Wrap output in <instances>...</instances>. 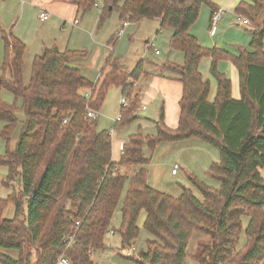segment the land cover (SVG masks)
I'll return each mask as SVG.
<instances>
[{
  "label": "trees",
  "instance_id": "obj_1",
  "mask_svg": "<svg viewBox=\"0 0 264 264\" xmlns=\"http://www.w3.org/2000/svg\"><path fill=\"white\" fill-rule=\"evenodd\" d=\"M71 1L83 17L97 7L96 0ZM203 6L213 14L219 9L214 0H104L99 26L113 12L122 23L159 19L161 31H174L170 51L185 58L183 65L161 66L178 74L184 87L177 128L170 129L162 114L157 134L132 135L117 164L113 137L99 131V121L89 119L87 112L99 114L109 89L118 87L129 105L121 107V120L113 129L131 125L139 107L134 83L149 76L147 61L127 73L111 57L100 79L92 82L74 65L84 52L55 48L34 58L25 85L26 45L11 31L2 33L0 92L22 101L25 123L13 149L0 154V167L8 171L3 184L12 189L7 198H0L1 264H58L63 254L72 264H95L93 253L106 249L112 231L122 238L123 249L132 248L141 235L142 212L147 213L143 230L152 238L139 257L130 258L137 264H186L195 233L210 237L193 256L197 264H264V0L242 2L235 9L255 26L250 45L237 55L203 47L191 34ZM204 58L211 59L210 72L218 86L214 102L209 101L210 82L199 70ZM221 61L238 71L239 99L233 98L231 80L218 71ZM17 113L0 93V121L5 124L1 137L8 147L19 123ZM194 139L219 151L220 162L207 172L218 187L187 175L202 200L183 186L179 198L153 189L149 166L158 147ZM123 168L134 171L133 176ZM15 183L20 184L18 190ZM10 206L12 220L4 217ZM118 211L120 225L115 227ZM71 236L73 245L67 240Z\"/></svg>",
  "mask_w": 264,
  "mask_h": 264
},
{
  "label": "crops",
  "instance_id": "obj_2",
  "mask_svg": "<svg viewBox=\"0 0 264 264\" xmlns=\"http://www.w3.org/2000/svg\"><path fill=\"white\" fill-rule=\"evenodd\" d=\"M242 2H248L251 4L253 0H214L216 7L223 8L226 12L223 20L218 25L221 27L227 26L229 29L233 26H237L238 28L243 27L238 24L237 15L235 14L236 7ZM209 12V14H206L205 21L203 18H201L202 20H200L191 29V34L198 40V42H200L203 47L207 48H210L213 45V42H211L208 36L205 35V30L208 28L207 25L210 27L211 18L213 15V12H211L210 9ZM43 13L49 15L50 19L48 21L41 20L40 16ZM100 18V13H98V16H95L93 11L85 14L84 17L79 16L78 9L71 0H0V69L3 65L2 62L4 58L2 33H10V31L26 45L27 50L24 57V63H26L27 59H31L33 61L36 56H39L47 50H52L55 48L61 52L70 50L84 52L85 56L75 60L74 65L81 70L83 76L87 77L92 82H97L100 79L101 71L106 66L108 59L111 57L112 59L120 60L119 63L121 69L127 73L133 71L138 63L146 60V70L149 76L140 79V81L137 82V87H135L139 98V107L137 110L142 111L144 108H146L144 110L146 111L149 109L148 105L153 106L154 110L151 114L152 118L148 119V121L153 124L156 131L157 125L161 122L162 114L164 115L163 118L166 125L170 129L175 130L180 121V100L183 96L184 87H182V83L178 79V74L170 73L169 71L164 70L161 66L164 64L174 63L177 65H183L185 59L183 58V55L176 52H169V55L166 57V59H159L158 57L162 55L161 51L152 48L149 50L153 51L152 56L158 61L144 58L138 62L136 58L135 60H137V63L134 61L135 63L133 62L128 66L126 60L114 57L115 52L112 51L117 46V40L122 38L118 36L120 29H115L116 31L113 36L101 33L99 30V27H101L99 26ZM143 22L138 23L137 26L141 27ZM155 22H157V28H160L161 21L158 19L155 20ZM248 27H250L248 31L250 32L253 27ZM203 42L205 43L204 45ZM104 47L109 50V53L104 52ZM101 56H103V61L100 62ZM86 66L91 68H100L99 79L93 81L91 78H89V76L84 74L83 71ZM125 68L131 69L130 71H127ZM109 71L110 68L107 69V72ZM227 71L221 72L226 74L232 82L233 98L239 99L240 86L238 71L235 69V67L233 70L229 68ZM201 74L203 76L202 72ZM203 78L204 80H208L210 82L211 93L209 96V101L214 102L218 92L217 82L215 79H213V76H211V78H206L203 76ZM118 89L122 94V89ZM138 111H136V113H138ZM144 131L145 130L139 129L137 133H142L146 137L147 135H151H146L143 133ZM132 135H130V137H132ZM152 135L154 136V133ZM129 139L126 142L119 143L118 149L120 152H118L117 158H115L116 149H114L112 146L113 163L117 164L120 161L123 147L128 143ZM216 152L217 151H215L210 146H206L203 142L195 139L177 144H162L152 155L148 175L149 185L159 192H165L174 198H179L183 194L181 189L182 186L187 189L194 187L189 181L187 175L197 176L199 179L205 181L204 183L213 184L209 176H207V172L208 169L220 159ZM174 156L180 158V162L171 163L170 160ZM178 165L179 170H182V173H184L186 178L184 181L178 180V184L173 185L169 177V170H171V175L173 177H178L179 171L177 174H173L175 167ZM199 167L200 171L197 173L196 170L199 169ZM263 172L264 170L261 171V174L264 178ZM189 185H191L190 188H188ZM120 217L121 214L120 211H118L113 221L115 227H119ZM146 219L147 213L142 212L138 220V226L141 230L144 228ZM107 237L108 240L106 239V249L93 253L95 264H98V259H95L98 255L97 253L101 254L99 258L102 257L109 259L112 257V252L116 253V250L121 248L122 239L115 232H113V234L110 233V235ZM113 240H118V244H114Z\"/></svg>",
  "mask_w": 264,
  "mask_h": 264
},
{
  "label": "rangeland",
  "instance_id": "obj_3",
  "mask_svg": "<svg viewBox=\"0 0 264 264\" xmlns=\"http://www.w3.org/2000/svg\"><path fill=\"white\" fill-rule=\"evenodd\" d=\"M96 1H97L98 9L96 7L92 11H93L95 16L96 15L98 16V13H101V10L104 7V0H96ZM209 13H210L209 8L207 6H203L201 9V16H200V19L198 20V22L200 20H202L201 18H203L205 21L206 14H209ZM117 14H118L117 12H113L111 14V16L103 23V25L101 27H99V30L101 31V33H105L106 35L109 34V36H113L115 31H116L115 29L118 30V29L122 28L123 23L120 21L119 15H117ZM244 19H246V18H244ZM143 21L144 22H143L141 27H138L137 26L138 24H130L129 28L126 29L125 35L120 40H117V42H116L117 46L114 48V50H112L115 52L114 57L120 58L122 60L123 59L126 60L128 63L127 64L128 66L130 64H132L134 61L137 63V60H138V62H140L144 58L149 59V60H153V61H158L156 58H154L152 56L153 51L149 50L152 48L155 50L161 51L162 55L158 57L159 59H166V57H168V55H169V52H171L169 42H170V39L172 38L173 30L171 28H167V29H163L161 31L159 29V27L157 28V24H156L157 22H155V20H143ZM249 26H252L253 28L255 27L254 24L252 25V23H250ZM207 27L208 28H206V30H205V35L208 36V38L211 40V42H213V45L210 48L224 49L233 55L234 54L237 55L239 53L240 48H248V46L251 43L250 32H248L250 27L238 28L237 26H233L232 28L229 29L227 26L221 27L220 25H218V28H217L215 33L211 32V27H209V25H207ZM204 44L205 43L203 42V45ZM104 52L109 53V50L106 47H104ZM176 53H178V52H176ZM180 54H177V55H180ZM180 56H182V55H180ZM136 58H137V60H135ZM102 59H103V56H101L100 62L103 61ZM113 60H118V59H113ZM119 61L120 60H118V62ZM0 62H1V59H0ZM210 63H211L210 58H204V60L201 62V65H200V70L203 73V76L206 78H211V76H212L211 72H210V67H211ZM32 64H33V62L31 59L26 60L24 74H23L25 85L29 84V82H30ZM0 66H1V63H0ZM146 66H147V64H146ZM229 68L232 70L234 68L230 62H227V61L219 62L218 71H227ZM130 69H126V70L130 71ZM83 72H84V74L89 76V78H91L93 81H96L97 79H99L100 68H98V67L91 68V67L86 66L84 68ZM227 74H228V71H227ZM109 90L110 91L107 95V98H106L104 104H103L104 106H103L101 112L97 116V120L99 121V124H98V130L99 131L108 130L110 132V130L115 127V124L117 122V116L119 115V111H120L121 105H122L121 99H122V97H124L121 94V91L118 89V87H116V88L112 87ZM0 93L2 94L3 101L7 105H9L11 107L14 106V107L18 108L17 117H18L19 123H18L17 127L15 128V131L13 133V139L11 140L9 147H8V143L1 137V131H2L3 127L5 126V124L0 121V154L6 155L8 148L13 149V147L16 145V143L19 139V135H20L22 128L24 126V123H25V115L22 112L23 107H22V101L21 100H17L13 94L9 93L6 90H2ZM148 108L149 109L146 111H144V110L138 111L137 110L138 113H137L136 120H134L132 122V124L127 126V127L118 128L116 130V132L114 133L115 136H113V148L116 149L115 150V158L118 157V152H120V150L118 149L119 143L120 142H126L129 139L130 135L137 134V131L139 129L145 130L143 133H145L146 135L147 134L152 135L154 133V136H155L157 134L156 129L153 126V124H151L148 121V119L152 118L151 114L154 110V107L151 105H148ZM159 109H161V108H159ZM151 135H147V136H151ZM205 145L207 146L208 144H205ZM208 146H210V145H208ZM210 147L213 148L215 151H217L216 153L219 155V158H220L219 151L216 148H214L213 146H210ZM146 154H147V156H150V153L148 151ZM177 156L172 157L170 162L171 163L172 162H174V163L180 162V160H179L180 158H177ZM219 160H218V162H220ZM122 170H123V172H126L127 174H129L130 177L133 176L134 171H132L130 169H125V168H123ZM169 171H170L169 177H170L173 185L178 184V180L184 181L186 178L184 173H182V170L178 169V171H179L178 177H173L171 175V170H169ZM196 171H197V173H199L200 167ZM6 175H7V170L4 168H0V198H7V196L10 195L12 192V189L8 190L5 187V185H3L2 180L5 178ZM199 180L203 181L201 179H199ZM203 182H205V181H203ZM209 182H210V180H209ZM19 185H20L19 183H15L12 186L13 187L15 186V188L18 190ZM213 186L218 187V184L213 183ZM190 187H191V185H189L188 188H190ZM190 189H191V191L194 192V194L196 195L197 198L202 200V195L199 191H197L194 187H191ZM4 217H5V219H8V220H12L15 218V212H14L13 206H10L6 210ZM248 222H249V220L245 219L244 220V226L247 227ZM150 238H152V237H150L142 229L139 240H137L135 242V244L132 246L131 249L130 248L123 249V246L121 245V248L116 250V253L112 252V257H110L109 259L102 258V257L99 258V256L101 255L100 253H97L98 255L96 256L95 259L96 260L98 259L97 260L98 264H137V263L133 262L130 258L139 257V254L141 253V251L146 250V242ZM106 239L108 240V237ZM114 239H117V238H114ZM208 241H210V237L205 236V235L200 234V233H195L194 238L192 239V241H191V243L187 249L188 257H187L186 264H197L194 262L192 256H195V255L201 253L203 250V246H204L205 242H208ZM244 241H245V237L242 238V242H244ZM113 242H114V244H118L119 241L113 240ZM113 249H117V248H113ZM128 252H130V253H128Z\"/></svg>",
  "mask_w": 264,
  "mask_h": 264
},
{
  "label": "built area",
  "instance_id": "obj_4",
  "mask_svg": "<svg viewBox=\"0 0 264 264\" xmlns=\"http://www.w3.org/2000/svg\"><path fill=\"white\" fill-rule=\"evenodd\" d=\"M225 14H226L225 10L223 8H219L217 10V12H215L212 15L211 22H210V27H211V32L212 33L216 32V30L218 28V24L223 20ZM40 18H41L42 21H48L50 19L49 15L46 14V13L41 14ZM237 21H238V24L240 26H243V27H248L250 25V21L248 19L247 20L244 19L241 16H237ZM129 25H130L129 22H125V23L122 24V28L120 29V31L118 33L119 37H123L125 35L126 29L129 27ZM136 86H137V82L134 83V87H136ZM85 97L90 98L91 97L90 93L86 92ZM128 103H129L128 100L125 97H122V99H121V104H122L121 107H127L129 105ZM145 109L146 108H144V110ZM97 116H98V113L96 111H94L92 109L88 110L87 117L89 119L96 120ZM120 118H121V113L119 111V115L117 116V122H119L121 120ZM65 123H67V122H65ZM114 133H115L114 129L110 130V132H109V134H111L112 137L114 136ZM123 153H124V149L122 151V155H123ZM178 169H179V166H176L174 171H173L174 175L177 174ZM75 225L77 227H79L80 226V222H77ZM110 233L113 234V231L110 232ZM67 240L71 243V245L75 244V242H76L74 236L69 237ZM128 253H130V252H128ZM58 264H72V263H71L70 258L66 254H63L59 258Z\"/></svg>",
  "mask_w": 264,
  "mask_h": 264
}]
</instances>
